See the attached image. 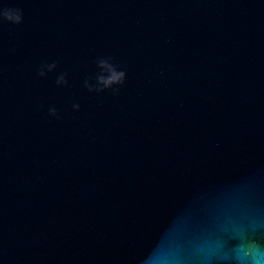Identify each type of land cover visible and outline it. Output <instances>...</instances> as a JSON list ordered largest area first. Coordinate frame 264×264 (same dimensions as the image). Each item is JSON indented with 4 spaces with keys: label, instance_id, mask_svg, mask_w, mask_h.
Segmentation results:
<instances>
[{
    "label": "water",
    "instance_id": "obj_1",
    "mask_svg": "<svg viewBox=\"0 0 264 264\" xmlns=\"http://www.w3.org/2000/svg\"><path fill=\"white\" fill-rule=\"evenodd\" d=\"M0 264H264V0H0Z\"/></svg>",
    "mask_w": 264,
    "mask_h": 264
},
{
    "label": "clouds",
    "instance_id": "obj_2",
    "mask_svg": "<svg viewBox=\"0 0 264 264\" xmlns=\"http://www.w3.org/2000/svg\"><path fill=\"white\" fill-rule=\"evenodd\" d=\"M3 15L14 22H19L22 19V15L19 12V10H5ZM101 64L103 67H105L111 74L107 77L101 76L100 80L103 83L104 86H110L113 83H118L122 81L124 73L122 71H117L114 66L109 64L106 61H101ZM51 67V66H50ZM215 206V213H210L208 217V222H219V223H225L226 217L223 213V208L225 206L224 198L218 199L214 202Z\"/></svg>",
    "mask_w": 264,
    "mask_h": 264
}]
</instances>
